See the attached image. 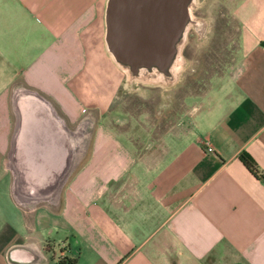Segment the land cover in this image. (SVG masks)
<instances>
[{
	"label": "crops",
	"instance_id": "obj_1",
	"mask_svg": "<svg viewBox=\"0 0 264 264\" xmlns=\"http://www.w3.org/2000/svg\"><path fill=\"white\" fill-rule=\"evenodd\" d=\"M104 1L0 0V181L25 215L17 227H2L18 237L0 245L2 263L70 257L76 264H264V0L232 4L234 61L190 111L172 107L173 99L157 111L131 110L130 100L124 109L119 85H111V103L122 114L100 113L98 100H82V71ZM199 18L197 38L210 31L208 19ZM103 82L94 88L100 97ZM144 88L134 92L149 104ZM22 92L36 95L67 129L85 104L95 113L82 173H69L47 199L21 201L15 192L10 149ZM172 113L175 122L156 137L154 118ZM140 124L131 143L119 142L120 133ZM87 183L94 190L82 193Z\"/></svg>",
	"mask_w": 264,
	"mask_h": 264
},
{
	"label": "water",
	"instance_id": "obj_2",
	"mask_svg": "<svg viewBox=\"0 0 264 264\" xmlns=\"http://www.w3.org/2000/svg\"><path fill=\"white\" fill-rule=\"evenodd\" d=\"M198 0H106L104 45L125 73L128 92L139 84L169 88L185 67L182 50L191 28L204 22L193 11ZM18 120L10 161L16 196L22 201L52 196L69 169L68 129L34 94L15 97ZM70 131V130H69Z\"/></svg>",
	"mask_w": 264,
	"mask_h": 264
},
{
	"label": "rangeland",
	"instance_id": "obj_3",
	"mask_svg": "<svg viewBox=\"0 0 264 264\" xmlns=\"http://www.w3.org/2000/svg\"><path fill=\"white\" fill-rule=\"evenodd\" d=\"M105 1L102 9L101 26H96V30L93 31V39L89 43V45L92 46V53H90L88 56V68L82 71V100L84 102L88 101L89 99L93 101L98 100L97 102L95 101V103L99 106L100 113L122 114L121 111H119V108L113 106V103H111V96L114 95L112 87H117V85H119L120 94L124 95L125 97L123 101L125 104L121 101L122 105L124 104V109L130 108L131 110H138L141 108H149L152 111H157L160 107L161 101L164 99H170L171 101L173 99L171 105L172 107L174 106L175 108L184 112H187V110L190 111L192 108L190 105L197 99L196 96L206 94L211 85L213 77L223 74L234 61L238 24L232 15L231 8L232 4L236 0H198L199 2L203 1L206 6L202 7L199 4L198 7L193 11V15L207 18L210 24V31H208V34L205 33L204 36L200 38H197L193 28L188 31L186 44L182 50V54L185 59V67L180 75L178 83L169 88H162L156 85L139 84V87H146L143 89L144 92L150 91L152 94L149 104L146 103V101L143 102L141 101L142 98H139L136 92H128L125 90L123 86V82L125 81V73L116 66L105 50L103 39L105 32ZM92 56H94L95 60L92 59ZM98 82H103L104 84L102 85L104 86V89L107 90H105L106 92L102 91L104 95L102 97H100V93H95L94 88ZM112 91L113 93H111ZM185 97V103L187 106L183 103V99ZM127 100H130V106L129 101ZM90 109L91 106H89V104H85L81 111L82 117L75 125L68 127V130L73 131L76 130V126H78L79 122L82 120L92 121L90 125V134L86 139L87 150L81 158V160L83 159L82 162L84 161V158L88 156L89 149L94 139L93 131L95 113ZM88 110H90V112ZM175 114L177 113H172L169 115V117L165 118H154L155 121L153 124L156 125L154 135L156 137L162 130L168 127L171 122H175L173 121ZM138 120L140 122L143 121L141 117ZM134 129L130 127L127 132L120 133L121 137H118L119 142H125L126 144L129 142L131 143L132 141L130 140L129 135L136 137V135H134L135 132L137 135L142 133L141 124L136 126ZM79 163L80 161L76 166L73 167L70 173H75L76 176L82 173L83 167L79 166ZM92 173L94 172H90V174ZM7 185L8 182L0 181V245L4 244L5 242H14L18 238L15 232L7 233L2 230L4 224L9 223L13 226V228H15L21 222V218H25L22 208L12 198L9 190L7 189ZM93 190L94 184L87 183L86 186L82 188V193ZM94 208V204L92 203L90 208V213L92 214L91 220H94L95 217ZM26 220L28 219L26 218ZM51 220L54 221L57 219L53 217ZM65 220L67 223L74 221L71 216L66 217ZM0 264H4L2 263V259H0Z\"/></svg>",
	"mask_w": 264,
	"mask_h": 264
},
{
	"label": "bare ground",
	"instance_id": "obj_4",
	"mask_svg": "<svg viewBox=\"0 0 264 264\" xmlns=\"http://www.w3.org/2000/svg\"><path fill=\"white\" fill-rule=\"evenodd\" d=\"M91 120H82L76 126V130L69 131V138L72 140V154L69 169L66 172L64 178L71 172L74 166L81 160L82 156L86 152L87 137L90 134ZM63 178V180H64ZM60 185V184H59ZM22 201V199H20Z\"/></svg>",
	"mask_w": 264,
	"mask_h": 264
},
{
	"label": "trees",
	"instance_id": "obj_5",
	"mask_svg": "<svg viewBox=\"0 0 264 264\" xmlns=\"http://www.w3.org/2000/svg\"><path fill=\"white\" fill-rule=\"evenodd\" d=\"M240 159L244 166L254 175L258 174V170L256 168V165L253 161V159L246 153H242L240 155ZM58 264H76V260L74 258L70 257H62L59 261Z\"/></svg>",
	"mask_w": 264,
	"mask_h": 264
},
{
	"label": "built area",
	"instance_id": "obj_6",
	"mask_svg": "<svg viewBox=\"0 0 264 264\" xmlns=\"http://www.w3.org/2000/svg\"><path fill=\"white\" fill-rule=\"evenodd\" d=\"M205 149L208 152H214V149L209 145L208 142L205 143Z\"/></svg>",
	"mask_w": 264,
	"mask_h": 264
}]
</instances>
